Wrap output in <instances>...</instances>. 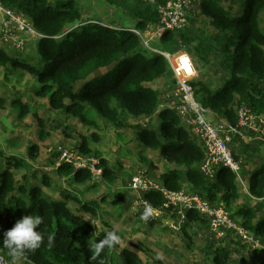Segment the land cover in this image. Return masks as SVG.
I'll return each instance as SVG.
<instances>
[{
    "label": "trees",
    "instance_id": "obj_1",
    "mask_svg": "<svg viewBox=\"0 0 264 264\" xmlns=\"http://www.w3.org/2000/svg\"><path fill=\"white\" fill-rule=\"evenodd\" d=\"M229 1V5L235 3V0ZM239 2L241 13L236 14L232 7L224 9L219 0H201L203 15L211 18L222 33L204 42L200 38L201 34L195 35L193 29L187 39L192 44L197 42L194 44V51L198 55L203 49L209 53L218 51L222 55L230 76L216 90H210L203 84L201 103L210 111L220 113L232 126L237 122L233 107L236 95L249 99L254 112L258 111L254 105L264 106V32L259 24L264 0ZM0 3L16 13H23L34 29L43 36L37 40L41 61H33L34 64L31 65L12 60L0 51V69L22 68L34 75L39 83L36 94L47 97L52 109L76 117L82 124L93 129L98 127L97 119L114 125L121 124L124 119L136 123L140 146L158 150L160 157L168 165L182 164L185 168L184 171L167 168L159 175L160 184L166 188L179 190L185 180L191 187L190 191L204 190L205 197L212 203L222 201L227 206L236 203L238 189L235 174L229 168L221 166L214 180L208 179L206 182L201 177L198 163L202 162L204 151L201 145L193 143L175 111L168 108L160 110L157 116L158 134L139 126L142 117L153 114L158 106V93L151 83L167 74L172 75L171 67L163 55L142 47L139 37L126 27L84 20L73 0L63 1L58 6L50 4L48 0H0ZM144 11L145 17L140 16L136 23L138 29H143L150 15H155L149 9ZM172 39L173 33L167 31L158 41L163 43ZM11 102L20 116L28 112L26 103L19 99ZM38 120L43 125L42 119ZM40 137H43L42 134ZM90 137L93 141L99 140L94 130ZM79 149L83 155L91 153L84 136ZM38 151V144H31L28 149L29 157L35 159ZM4 155L0 150L1 159ZM8 158L11 164L7 165L8 169L0 172V236L23 215L44 217L39 230L45 240L35 252L27 251L24 254L27 259L35 264H143L138 252L148 244L140 240L132 239L123 246L121 244L124 243L121 242L113 247L105 246L99 256H96V244L109 231L116 232V227L107 225L103 230L96 231L94 225L83 217L80 209L79 212H74L70 208L67 202L69 196L66 194L63 199H47L42 186L48 185L49 180L43 175V185L17 183L10 166L19 169L24 166V162L14 156ZM100 163L103 167L102 177L112 179L105 159L100 158ZM57 172L72 175L76 182L94 178L89 171L73 170L71 165L64 163L57 168ZM247 183L248 192L253 197L264 196V162L251 171ZM142 197L155 208L163 200L157 190L142 193ZM81 208L95 213L94 208L85 204ZM262 208L261 203L257 207H239L235 215L264 246V213L258 214ZM190 223H195L198 229L209 227L205 218L191 210L187 212V222L183 227L186 235V227ZM48 235L55 237L52 247L47 244ZM117 247L120 248L119 251ZM0 249L9 255L2 241ZM212 251L214 264L232 261L230 249L218 247ZM207 254L210 255V251ZM160 260L156 259L153 264H163Z\"/></svg>",
    "mask_w": 264,
    "mask_h": 264
},
{
    "label": "rangeland",
    "instance_id": "obj_2",
    "mask_svg": "<svg viewBox=\"0 0 264 264\" xmlns=\"http://www.w3.org/2000/svg\"><path fill=\"white\" fill-rule=\"evenodd\" d=\"M63 1L67 0H48L55 6L60 5ZM73 1L80 9L84 20L100 21V23L110 24L113 27H126L132 30L137 29V21L140 16L144 18V10L149 9L155 15H150V19L146 21V26L143 29L152 31L159 26L157 5L161 0H155V2L148 0ZM219 3L226 10L232 7L234 13H241L239 0H235V3L231 5H229V0H219ZM200 4L201 1L194 5L184 30L172 32L173 39L171 41L161 43L158 40L154 42L152 40L149 43L153 49L171 54V57L182 49L191 57L196 74L192 87L199 103L202 102L201 88L203 84L210 90H216L230 76L223 63L224 59L218 51L209 53L203 49L202 53L198 55L194 51V44L197 42L194 41L192 44L187 40L193 29L195 35L201 34L200 38L204 42L210 37L215 38L222 33L211 18L203 15ZM9 10L16 14L15 17H19L14 10L10 8ZM259 18L260 29L264 32V9H262ZM25 19L28 22L27 17ZM69 27H73V25H69ZM35 34V31L19 28L16 20L0 13V51L10 59L31 65L34 64L33 61H41V54L37 51L39 36ZM139 39L142 47L153 51L150 47L145 46L140 37ZM161 55L163 54L161 53ZM175 82V76L167 74L151 83L158 93V106L153 114L142 117L139 126L158 134L157 116L160 110L162 108L174 110L170 106L176 101ZM38 85L35 76L22 68L0 69V100L2 102L0 105V150L5 154L3 159L0 158V172L3 169H8L7 165L11 164L9 156L23 160L24 166L19 169L10 166V171L14 174L17 183L43 185L42 178L45 176L49 180V184L42 186V190L47 199H63V195L66 194L69 196L67 202L70 208L74 212H79L80 209L83 217L94 225L96 231L104 229L107 225L116 227V234L120 237V242L124 243L121 246L126 245L125 243L132 239L148 244L144 250L140 249L138 252L142 256L143 264H153L156 259H161L163 264H214L211 252L218 247L228 248L232 251V261L227 264H264V248L247 243L239 238L233 230L226 231L222 237L217 238L209 227L208 229H198L195 223H190V226L186 227V235L183 227L187 222V216L184 213L177 214L170 211L161 215L153 214L147 221H144L141 216L145 209L139 204L143 191L133 190L132 178L135 175H140L159 184V175L163 171L171 167L184 171L183 165H168L167 161L160 157L158 150L140 146L141 142L138 141V134L136 135L135 130L136 123H131L130 120L124 119L121 124L114 125L113 123L106 124V120L97 119L98 127L93 129L82 124L76 117L65 114L61 110L52 109L47 97H39L36 94ZM13 99H19L22 103L27 104L28 112L25 115H19L18 109L11 104ZM250 105L251 101L246 97L235 96L233 107H238L237 113L241 106L250 109ZM254 106L258 111L252 110L254 112L252 113L264 116V106L258 104ZM206 112L212 121L216 117L214 113L220 115L216 111L207 110ZM38 118L42 119L43 125L39 124ZM183 121L182 119L181 123L186 129ZM226 122L228 123L227 120ZM226 122L220 121L215 125H224L227 124ZM238 123L237 116V123L234 126L236 133L233 139L235 144L238 141V146L234 144L233 148H238L234 150V154L235 157L240 158L241 164L238 163L239 169L233 173H235L234 180L237 184L238 198L236 203H231L230 206L224 202L221 204L230 213L232 220L240 223V218L235 215L237 208L257 207L255 200H261L253 198L245 190L244 182L249 177L251 169L255 168L256 164L264 162V151L262 153L258 151L264 150V135L251 132L247 128L243 129L238 126ZM132 124L133 126H131ZM187 126L189 127L188 135L192 138L193 143L198 145V139L201 138L193 133L190 124L187 123ZM41 129L43 130L40 133ZM93 130L99 137L98 141H93L90 137ZM41 134L43 137H40ZM242 135H249V139L252 137L253 141L243 142ZM83 136L86 137L91 150L88 155L97 159H105L112 179L100 176L92 180L76 182L73 181L72 175L66 176L57 172V168L62 164L60 161L61 152L68 149L81 153L79 146ZM201 142L203 141L201 140ZM33 143L38 144L39 151L38 156L32 160L29 157L28 149ZM257 143L261 146L256 145ZM202 149L204 151V148ZM200 163H198V167ZM72 169L74 170L73 167ZM189 188L191 187L183 180L180 189L192 192ZM195 192L205 194L202 189ZM260 203L264 205V200ZM83 204L94 208L95 213L85 211V209L81 210ZM119 249L117 247V251ZM208 251H210V255L207 254ZM23 257L27 259L25 256ZM10 258L12 257L10 256ZM25 261L35 264L29 259ZM15 262L26 264L19 258Z\"/></svg>",
    "mask_w": 264,
    "mask_h": 264
},
{
    "label": "built area",
    "instance_id": "obj_3",
    "mask_svg": "<svg viewBox=\"0 0 264 264\" xmlns=\"http://www.w3.org/2000/svg\"><path fill=\"white\" fill-rule=\"evenodd\" d=\"M155 2V0H148ZM201 0H161L157 5L159 14V26L152 31L148 29H132L131 31L141 38L145 46L151 50L162 53L173 70L176 78L174 84V96L176 101L170 108L176 110L177 114L184 119L185 123L190 124L193 131L203 141L204 160L201 162L199 170L206 178H214L217 169L220 166L230 168L233 172L239 169V161L234 158L232 145L233 136L236 128L229 123L224 125H215L207 117V109L203 107L195 98L192 80L196 77L195 68L191 57L182 49L172 55L165 54L149 46V43L162 38L165 32L183 31L194 5L199 4ZM0 13H4L12 20H16L19 28L35 31L32 23L25 19L23 13H18L15 17L9 8L0 3ZM17 18V19H16ZM143 30V31H142ZM242 105V104H241ZM251 109L241 106L238 109V126L249 129L251 132L264 135V116L254 115ZM60 161L69 164L76 170L89 171L94 178L103 175V167L100 159L94 156L83 155L68 149H64L60 155ZM140 175L132 178L131 185L133 190L143 191L157 190L162 195V203L158 208L149 204L143 197L140 198L139 204L145 209L147 206L153 208V214L161 215L166 211L179 214H187L188 211H196L201 217L207 220L209 228L217 238L222 237L226 231L233 230L238 237L247 243L256 247H263L260 240L241 223L232 220L230 213L222 206L221 203H212L209 199L198 192H186L182 189L171 190L160 183ZM245 189L246 186L244 185ZM264 198V197H263ZM165 210V211H164ZM0 264H18L0 249Z\"/></svg>",
    "mask_w": 264,
    "mask_h": 264
},
{
    "label": "clouds",
    "instance_id": "obj_4",
    "mask_svg": "<svg viewBox=\"0 0 264 264\" xmlns=\"http://www.w3.org/2000/svg\"><path fill=\"white\" fill-rule=\"evenodd\" d=\"M160 40V39H159ZM158 53V52H157ZM160 54V53H159ZM168 62V61H167ZM170 65V64H169ZM171 67V66H170ZM172 71V69H171ZM173 75V73H172ZM195 79V78H194ZM192 80V82L194 81ZM191 82V86H192ZM202 104V103H201ZM238 108V107H237ZM237 108L235 109V114L237 117ZM173 109V108H172ZM251 109V107H250ZM209 110V109H207ZM252 110V109H251ZM175 111V109L173 110ZM176 112V111H175ZM177 113V112H176ZM178 115V114H177ZM179 116V115H178ZM179 118L182 120V118L179 116ZM208 118V117H207ZM209 119V118H208ZM225 119V118H224ZM184 120V119H183ZM210 120V119H209ZM211 121V120H210ZM184 122V125L186 126V130L189 131V127L187 124ZM212 122V121H211ZM226 122V121H225ZM229 123V122H228ZM237 123V122H236ZM230 124V123H229ZM231 125V124H230ZM191 130L193 131L192 127ZM190 130V131H191ZM193 133L196 135V133L193 131ZM198 136V135H197ZM201 142V139H199ZM201 147L203 148V143L201 142ZM233 150V155L235 158L234 154V148ZM239 163L241 164L240 158H235ZM201 164V163H200ZM200 167V166H199ZM221 167V166H220ZM225 167V166H224ZM228 168V167H227ZM230 169V168H229ZM76 170V169H75ZM231 170V169H230ZM218 171V169H217ZM216 171V174H217ZM232 171V170H231ZM233 172V171H232ZM201 173V172H200ZM215 174V176H216ZM235 174V173H234ZM202 175V174H201ZM203 176V175H202ZM214 176V178H215ZM204 177V176H203ZM209 180H214V178H206ZM245 185V184H244ZM246 186V191L248 192V186ZM195 192V191H194ZM199 193V192H198ZM202 193V192H201ZM200 193V194H201ZM249 193V192H248ZM250 194V193H249ZM202 195V194H201ZM251 195V194H250ZM205 197V195H203ZM252 196V195H251ZM253 197V196H252ZM264 197V196H263ZM256 198V199H264V198ZM255 198V197H253ZM222 203V201L220 202ZM153 208L149 205L145 208L144 212L142 213L141 218L144 221H147L152 215H153ZM187 216V214H186ZM204 218V217H203ZM44 223V217L41 215H23L20 219L16 220L13 227L10 229L4 231L2 233V236H0V241H2L4 248L8 250L9 255L13 258L15 261L16 259L24 256V254L27 251H32L35 252L41 244L44 242L45 237L41 234L40 232V226ZM120 242V237L116 234L114 231H109L103 240L98 242L96 244V256H99L100 252L103 250L105 246L107 247H113L116 244ZM55 243V237L53 235H48L47 236V244L49 247H52ZM7 255V254H6ZM8 255V256H9ZM9 256V257H10ZM96 256L93 257V259L96 258ZM162 258V257H158Z\"/></svg>",
    "mask_w": 264,
    "mask_h": 264
},
{
    "label": "crops",
    "instance_id": "obj_5",
    "mask_svg": "<svg viewBox=\"0 0 264 264\" xmlns=\"http://www.w3.org/2000/svg\"><path fill=\"white\" fill-rule=\"evenodd\" d=\"M195 63V62H194ZM214 115L216 116L215 117V119L212 121V122H214V123H217V122H220V121H226L223 117H221L220 115H217L216 113H214ZM257 137V136H256ZM241 139L243 140V142H245V143H248L249 141H253L252 140V137L249 139V135H242L241 136ZM237 142L238 141H236V144H235V141L233 140V145H232V148H233V146H234V144H235V146H238V144H237ZM198 145H201V142H200V140L198 139ZM264 143V142H263ZM256 145H258L259 147L261 146V145H259L258 143L256 144ZM264 145V144H263ZM238 148H234V150H237ZM258 151H260L261 153L264 151L263 149H260V150H258ZM260 165V164H259ZM258 164H256L255 166L257 167V166H259ZM255 167V168H256ZM254 169V168H253ZM253 169H251V171L253 170ZM251 171H250V173H251ZM201 177L207 182V179H205L202 175H201ZM248 179V178H247ZM246 179V182H244V184L245 185H247L248 186V180ZM208 186V184L206 185V187ZM264 200V199H263ZM262 199L261 200H255L256 202H255V204H260V201H263ZM220 203V202H219ZM264 213V205H263V208L261 209V210H259V213L258 214H263ZM104 228H106V226L104 227ZM100 230H103V229H100ZM121 231L119 230V233H120ZM20 260H22V261H24L26 264H31L30 262H27V261H25V260H28V259H25L23 256L22 257H20L19 258ZM19 264V263H18Z\"/></svg>",
    "mask_w": 264,
    "mask_h": 264
}]
</instances>
